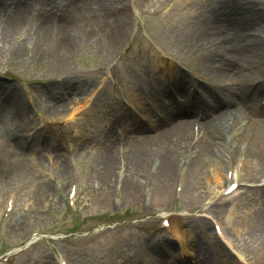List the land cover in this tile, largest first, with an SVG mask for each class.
<instances>
[{
    "label": "rangeland",
    "instance_id": "374dc122",
    "mask_svg": "<svg viewBox=\"0 0 264 264\" xmlns=\"http://www.w3.org/2000/svg\"><path fill=\"white\" fill-rule=\"evenodd\" d=\"M12 1L0 0V27L6 14L15 13L17 1ZM176 1L177 4L175 0L122 1L125 5L128 3L129 10L119 46L113 50L82 46L66 66L58 65L48 56L43 59H17L6 57L3 53L0 57V103L6 100V92H13L23 98L25 104L24 111L14 106L6 112L11 117L22 119L19 126L0 123V254L10 246L24 245L32 234H38L26 252L6 264H57L59 256L66 257L69 264H142L149 254L162 259L163 264H178L175 258L169 260L164 257L166 251L174 256L177 254L176 242L170 240V234L160 225L159 213L165 211L169 212V221L172 217L178 218L185 233H194L197 239L201 224H206L207 234L214 246L234 261L232 264H236L232 252L214 237L208 219L210 216L223 218L224 210L232 203L216 207L211 194L196 206L185 203L182 198L184 190L175 193L173 185L182 160L174 166L169 197L158 194L150 197L138 189L132 197L122 193L124 168L119 165L123 158L121 150L115 159L111 185L99 191L95 183L97 173L109 154L113 153L112 150L116 146L127 147L118 143L127 139L134 142L136 139L156 137L162 128L158 122L164 117V110L173 112L177 109L176 89L168 79L171 76L169 73L173 72L164 66L159 67V61L171 63L177 76L183 60L191 65L193 57H209L211 52L218 57L226 56L229 42L237 37L234 31L232 33L233 25L227 17L239 6L252 10L254 16L246 21L252 27L259 15L264 14V0ZM69 2L28 1L23 8L30 12V16L16 33L18 36L13 38L26 41L31 34L35 36L37 25L44 19L42 14L71 10L67 7ZM116 3L114 0H88L84 6L87 9L85 15H89L97 4V18L104 14L107 17L112 15V18L105 17L103 21L110 22L115 18L122 23V15L116 11L119 2ZM170 4L173 8L169 16L159 20L160 10ZM104 35L95 34L93 37L97 39ZM33 40L31 38L30 43ZM57 76H62L64 80L55 83L53 78ZM23 82H31L35 92L25 90ZM197 86L193 85L190 89V98L185 100L184 106L192 105V97L208 101ZM203 86L208 88L209 85L203 82ZM30 95L35 96V105L28 104ZM259 96L260 92L254 101L256 108L259 107ZM124 102H130L134 110L143 115L144 121L136 119ZM151 108H156L157 114ZM69 115L74 116L75 123L63 127L62 123ZM136 123L143 129L138 130ZM71 127L79 130L82 138L92 136L91 139L81 145L65 141L63 135L69 134ZM34 128L37 131L28 142L27 136ZM127 129H131L133 134L128 135ZM232 130H228L227 134ZM16 139L24 147L20 154L11 148ZM64 151H67V158ZM232 156L235 157V153ZM36 159L45 160L44 168L33 169L29 185L18 184L12 179L19 164H33ZM64 161L67 174L62 175ZM150 166H147L145 174ZM154 168L152 166V172ZM145 174L142 182L149 180ZM73 177L79 180L75 212L66 207V195ZM240 177L246 175L242 173ZM260 180L250 181L253 182L250 187L260 186ZM48 186L52 201L38 212L39 207L34 209L32 204L36 198L32 188L42 191ZM241 191L240 198L234 201L235 221L232 225H224V230L231 239L235 235L242 238V241L234 243L235 249L241 250L252 264H264L261 259L264 256V190L255 187ZM141 196L145 197V201L138 206ZM9 197L14 208L8 218L2 220ZM110 202L114 203L113 216L97 218L101 212L109 210L107 204ZM17 218H21V225L13 233H8V226ZM150 231L155 234L148 243L147 233ZM161 236H164L163 240H160ZM199 245L196 248L198 259L202 260V264H214L204 261V252Z\"/></svg>",
    "mask_w": 264,
    "mask_h": 264
},
{
    "label": "bare ground",
    "instance_id": "6f19581e",
    "mask_svg": "<svg viewBox=\"0 0 264 264\" xmlns=\"http://www.w3.org/2000/svg\"><path fill=\"white\" fill-rule=\"evenodd\" d=\"M13 1H17L15 13L6 14L4 24L0 27V57L3 53L6 57L14 56L17 59L20 57L43 59L48 56L61 66L69 64L70 59L82 46L83 48L99 46L108 50L117 48L127 24L129 10L128 3L126 2V5L122 3L126 0H114L115 4L119 2L116 11L117 14L122 15L123 19L120 21L122 23H118L115 18L106 22L103 21L105 17L110 19L112 15L107 17L104 14L97 18L95 16V12L98 11L97 4L89 15H85L87 9L84 6L88 0H70L67 7L71 10L64 12L58 10L56 14L49 12L42 14L44 19L37 25L35 36L31 34L34 40L30 43L31 38L19 41L18 38L13 37L18 36L16 33L21 30L30 16V12L23 8V5L26 6L28 1L32 3L39 0ZM110 5L111 3L108 6ZM86 16L91 18H82ZM250 16H254L252 10L239 6V9L236 8L227 17L233 25L232 33L234 31L237 37L234 40L231 39L232 43L229 42L226 56L218 57L215 52H211L209 57L197 56L191 59L189 69L209 85L208 88L203 85L197 86L208 98L207 102L201 101L198 97H192V105L184 106L192 88L189 78L182 72L176 76L174 70L172 71L171 63L159 61V67L164 66L166 70L173 72L166 74L171 75L168 79L173 83L178 99H182L176 100L175 111L164 110V117L158 122L162 128L156 137L136 139L134 142L124 140L125 142L118 143L127 147L116 146L112 150L113 153L109 154L104 161L95 180L99 191H104L111 185L115 159L119 156L120 150L123 158L119 165L124 168L121 191L127 197L134 196L136 189L146 192L150 197L156 194L169 197L172 172L175 164L181 160L182 165L177 170L173 185L175 187L178 175L183 173L182 198L191 206L200 204L198 202L205 197L210 194L215 195L229 185L226 173L229 158L234 153L237 158L242 152L240 155L243 156V163L240 169L234 168L233 181L240 182L241 179L256 181L264 176V111L254 105L255 98L264 82V14L259 15L256 25L252 27L246 23ZM244 30L249 34L247 35V32L244 34ZM237 31L238 35H236ZM102 33L105 34L102 37L97 39L93 37L95 34ZM255 84L256 87L250 91L251 85ZM5 95L6 100L0 103V123L19 126L22 119L11 117L6 112L14 106L24 111L22 110L25 106L24 100L17 93L6 92ZM231 129L233 132L228 135L227 132ZM236 131L241 133L236 138H232L231 135ZM11 148H15L18 154L24 149L17 139L14 140ZM64 152L67 158V151ZM189 156H191L190 160ZM43 161L45 160L36 159L33 164L26 162L19 164L12 179L18 184L29 185L33 169L37 167L43 169ZM148 165L151 166L145 174ZM152 166L156 167L153 172ZM61 173L67 174L66 161L61 167ZM242 173L246 177L239 179ZM144 174L149 180L142 182ZM185 186H187L186 190ZM32 192L36 197L32 203L33 207L35 209V206H38V212H41L44 205L52 201L49 186L42 191L33 187ZM21 223V218H17L8 226L7 232L13 233ZM201 227L196 245L200 244L199 247L204 252V261L208 260L214 264L234 263L214 246L207 234L206 224H201ZM169 229L177 244V254L174 256L166 251L164 257L166 256L165 258L169 260L175 258L176 262L184 264L186 242L191 234L185 233L176 217L170 219ZM163 238L164 236H161L160 240ZM261 259L264 262V256ZM198 264H202V260H198Z\"/></svg>",
    "mask_w": 264,
    "mask_h": 264
}]
</instances>
